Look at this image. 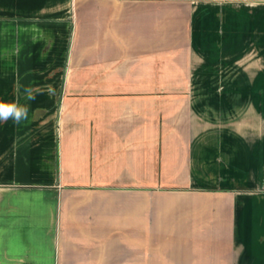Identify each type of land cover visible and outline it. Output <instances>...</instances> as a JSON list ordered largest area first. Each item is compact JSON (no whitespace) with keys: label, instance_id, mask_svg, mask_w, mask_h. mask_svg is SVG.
<instances>
[{"label":"crops","instance_id":"1","mask_svg":"<svg viewBox=\"0 0 264 264\" xmlns=\"http://www.w3.org/2000/svg\"><path fill=\"white\" fill-rule=\"evenodd\" d=\"M0 102V264H264V0H0Z\"/></svg>","mask_w":264,"mask_h":264},{"label":"clouds","instance_id":"2","mask_svg":"<svg viewBox=\"0 0 264 264\" xmlns=\"http://www.w3.org/2000/svg\"><path fill=\"white\" fill-rule=\"evenodd\" d=\"M27 98L34 99L31 89H27ZM27 107L18 106L17 103L0 102V121L7 122L12 119L14 123L19 124L22 120L27 119Z\"/></svg>","mask_w":264,"mask_h":264}]
</instances>
